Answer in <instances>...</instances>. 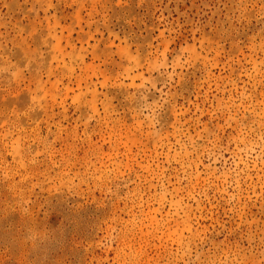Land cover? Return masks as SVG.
<instances>
[{
	"label": "rangeland",
	"instance_id": "obj_1",
	"mask_svg": "<svg viewBox=\"0 0 264 264\" xmlns=\"http://www.w3.org/2000/svg\"><path fill=\"white\" fill-rule=\"evenodd\" d=\"M0 264H264V0H0Z\"/></svg>",
	"mask_w": 264,
	"mask_h": 264
}]
</instances>
